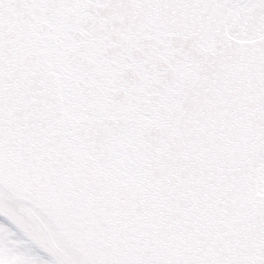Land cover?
Listing matches in <instances>:
<instances>
[{"label":"snow or ice","instance_id":"1","mask_svg":"<svg viewBox=\"0 0 264 264\" xmlns=\"http://www.w3.org/2000/svg\"><path fill=\"white\" fill-rule=\"evenodd\" d=\"M0 264H264V0H0Z\"/></svg>","mask_w":264,"mask_h":264}]
</instances>
